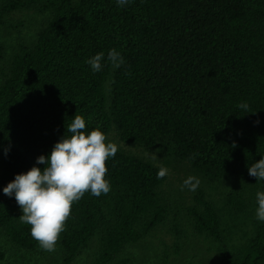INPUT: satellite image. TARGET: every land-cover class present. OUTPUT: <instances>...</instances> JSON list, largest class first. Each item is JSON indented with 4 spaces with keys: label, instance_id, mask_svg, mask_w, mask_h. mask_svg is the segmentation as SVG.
I'll use <instances>...</instances> for the list:
<instances>
[{
    "label": "trees",
    "instance_id": "1",
    "mask_svg": "<svg viewBox=\"0 0 264 264\" xmlns=\"http://www.w3.org/2000/svg\"><path fill=\"white\" fill-rule=\"evenodd\" d=\"M17 11L42 18L7 57L0 43V233L18 249L50 253L3 188L43 169L37 157L79 114L89 132L113 130L125 144L185 162L203 185L177 207L166 176L157 179L160 166L118 147L106 161L110 192L73 203L59 262L47 264H71L87 249L89 264H128L127 247L165 224L178 231L175 253L189 232L208 243L213 264H264L256 216L264 180L248 174L264 157V0H0V25L22 26ZM111 49L120 67L108 60ZM99 52L102 68L93 72L86 61Z\"/></svg>",
    "mask_w": 264,
    "mask_h": 264
},
{
    "label": "clouds",
    "instance_id": "2",
    "mask_svg": "<svg viewBox=\"0 0 264 264\" xmlns=\"http://www.w3.org/2000/svg\"><path fill=\"white\" fill-rule=\"evenodd\" d=\"M127 3L129 0H117L121 7ZM103 59L104 53L99 52L86 63L93 72H99ZM108 60L114 67L124 63L115 49L108 51ZM238 107L250 113L247 103H240ZM65 128V135L53 145L50 154L37 157L36 163L44 165L43 169L33 166L25 173L16 174L3 188V193L14 196L20 206L22 215L19 220L30 225L31 237L47 252L56 250L74 202L87 192L95 197L110 192V182L105 179L108 171L106 161L115 157L118 151L115 143L106 142L107 137L99 127L87 131L86 121L79 114H75ZM152 158L156 159V156ZM167 174V168L160 167L157 179H163ZM248 174L256 181L264 180V157L248 167ZM199 185V178L189 176L183 181L181 190L188 188L194 192ZM256 203L257 219L264 221V191L256 192Z\"/></svg>",
    "mask_w": 264,
    "mask_h": 264
},
{
    "label": "rangeland",
    "instance_id": "3",
    "mask_svg": "<svg viewBox=\"0 0 264 264\" xmlns=\"http://www.w3.org/2000/svg\"><path fill=\"white\" fill-rule=\"evenodd\" d=\"M14 19H21L23 24L16 30H9L0 25V43L4 45V57L10 53L11 47L18 39L25 41L33 38L38 28L42 15L34 11H17L12 13ZM1 64V62H0ZM107 142H113L117 147L125 148L130 152L152 160L160 167L168 170L164 188L178 207H187L198 194L200 185L196 191H189L188 188L181 190L183 181L189 176L197 175L189 169L187 164L178 161L173 157L166 156L157 150L146 149L141 146H131L120 141L116 133L112 130L107 136ZM153 155L156 159H153ZM178 231L170 224L161 225L150 237L140 243L127 247L126 255L129 257L128 264H213L215 254L209 249L208 243L202 238L189 232L181 238V245L178 252H174V237ZM0 251L3 257L0 264H47L49 262H59L58 252H50L40 255L30 253L16 248L0 233ZM91 250L83 252L71 264H89ZM166 259V261H163Z\"/></svg>",
    "mask_w": 264,
    "mask_h": 264
}]
</instances>
